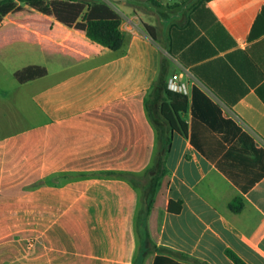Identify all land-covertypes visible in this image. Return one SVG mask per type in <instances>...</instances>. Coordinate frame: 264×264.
<instances>
[{"label":"crops","instance_id":"obj_1","mask_svg":"<svg viewBox=\"0 0 264 264\" xmlns=\"http://www.w3.org/2000/svg\"><path fill=\"white\" fill-rule=\"evenodd\" d=\"M103 1L122 18L117 51L28 8L0 23L26 49L0 42V264H136L141 191L118 174L152 163L144 102L161 59L172 133L152 242L191 264H232L225 249L264 264V177L242 193L190 144L196 87L264 149V0ZM29 65L47 73L21 84Z\"/></svg>","mask_w":264,"mask_h":264},{"label":"trees","instance_id":"obj_2","mask_svg":"<svg viewBox=\"0 0 264 264\" xmlns=\"http://www.w3.org/2000/svg\"><path fill=\"white\" fill-rule=\"evenodd\" d=\"M14 3L16 5L12 9L8 8ZM25 8L51 16L68 28L82 31L90 41L111 51L119 50L123 44L124 34L120 29L122 18L103 0H0V21L8 12ZM46 73L44 67L29 65L14 72L13 76L22 84L43 77ZM166 76L167 62L161 59L158 74L144 102L148 120L157 134L152 163L141 176L118 174L140 189L145 204L143 213L146 219H141L140 211L136 226L140 235L136 264H142L145 256L152 253L155 254L152 264L196 262L185 255H180L181 260L168 255L152 242L147 228V219L160 182L169 173L165 155L171 143L172 130L159 113L160 103L167 101L170 95ZM190 144L242 193L249 191L264 177V149L257 147L254 139L234 121L225 118L220 108L196 87L191 89ZM229 209L239 213L243 209L242 198L235 197L229 203ZM224 254L232 264H246L230 249H225Z\"/></svg>","mask_w":264,"mask_h":264},{"label":"rangeland","instance_id":"obj_3","mask_svg":"<svg viewBox=\"0 0 264 264\" xmlns=\"http://www.w3.org/2000/svg\"><path fill=\"white\" fill-rule=\"evenodd\" d=\"M15 5H16V3L12 4V6H10L8 8L12 9ZM12 13H14V12H11L10 11L7 14H5L4 17L7 16V15H9V14L11 15ZM3 18H2V20H3ZM2 20L0 21V23L2 22ZM16 35L15 34L14 35L12 34V31H11L10 28H3V29L0 30V42H2V43H8V44L13 43L15 45L14 46L15 47L14 50H15L20 45V43L16 39ZM18 52H19V55L20 56H23L24 53L26 52V49L25 48L23 49L22 46H19L18 47ZM12 83H16L15 80H12ZM156 147H157V145H156ZM142 204H143V207H141V210H140L141 211V216L140 217H141L142 220H145L146 219L145 218V214L143 213V209H144L145 204L143 203V201H142Z\"/></svg>","mask_w":264,"mask_h":264},{"label":"built area","instance_id":"obj_4","mask_svg":"<svg viewBox=\"0 0 264 264\" xmlns=\"http://www.w3.org/2000/svg\"><path fill=\"white\" fill-rule=\"evenodd\" d=\"M169 88H170V89L175 88L174 84H173V83H170V84H169Z\"/></svg>","mask_w":264,"mask_h":264}]
</instances>
